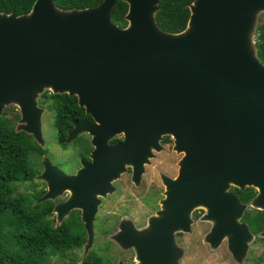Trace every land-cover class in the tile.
<instances>
[{"label": "water", "instance_id": "obj_1", "mask_svg": "<svg viewBox=\"0 0 264 264\" xmlns=\"http://www.w3.org/2000/svg\"><path fill=\"white\" fill-rule=\"evenodd\" d=\"M124 1L126 28L112 20L118 0L73 11L37 0L29 15L0 13V116L15 104L24 130L43 142L36 98L48 89L76 96L95 120L73 121L66 140L90 133L93 164L69 176L47 161L43 175L50 186L43 200L72 192L55 209L59 222L82 208L81 201L89 202L82 215L87 250L97 196L111 190L125 164L140 176L151 149L160 150L162 137L173 136L186 156L179 179H165L164 211L144 232L132 228L125 235L139 264H178L174 234L190 231L191 213L200 205L216 222L209 241L219 244L227 237L241 260L251 234L238 221L239 199L226 190L230 183L259 187L254 203L264 204V64L252 37L264 0H195L187 30L177 35L155 22L161 0ZM119 134L126 141L110 147Z\"/></svg>", "mask_w": 264, "mask_h": 264}, {"label": "trees", "instance_id": "obj_2", "mask_svg": "<svg viewBox=\"0 0 264 264\" xmlns=\"http://www.w3.org/2000/svg\"><path fill=\"white\" fill-rule=\"evenodd\" d=\"M37 0H0V13L29 15ZM195 0H161L155 15L157 26L166 33L181 34L187 30L191 18L190 6ZM64 11L85 10L99 6L103 0H54ZM129 5L118 0L112 13L113 22L121 28L128 26L126 15ZM257 58L264 64V25L259 29L256 42ZM56 112L55 128L64 144L69 119L82 121L89 117L78 104L76 96L53 94ZM33 142L26 135L14 131L11 121L0 117V260L1 264H46L52 254L67 256L86 242V232L77 219L55 224L44 212H36L25 201L13 197L17 181L27 176L26 157ZM65 145V144H64ZM250 201V200H247ZM52 209V206L49 208ZM49 210V211H50ZM256 229H264V211L250 220ZM80 264H112L97 254L88 255Z\"/></svg>", "mask_w": 264, "mask_h": 264}, {"label": "rangeland", "instance_id": "obj_3", "mask_svg": "<svg viewBox=\"0 0 264 264\" xmlns=\"http://www.w3.org/2000/svg\"><path fill=\"white\" fill-rule=\"evenodd\" d=\"M262 25H264V11L259 12L255 18L252 32L255 43L257 42L259 29ZM46 92H48V89L43 93ZM43 93L38 94L36 98V105L41 110L43 142L40 143L42 145L46 143L49 146L55 144L54 149L60 148L57 144V132L55 128L56 112L49 102L46 103L44 101L42 97ZM15 108L20 109L15 104L4 107L1 116H3V113L9 116L16 114ZM42 116L45 128L44 134L42 130ZM19 124L25 127L22 119ZM76 139L77 137L71 142H67L66 153L71 154L72 162L68 165V171L79 167L80 150H78L79 144ZM161 140L160 145L163 146ZM170 145L174 147V142L170 143ZM162 148L161 150L151 149V155L148 156L149 158L145 164V173L140 185L135 186L131 182V174L126 172L128 168L127 164H125L127 166L120 173V176L112 181V191L107 194L108 197L107 195L104 196L107 199H102L103 201L98 207L94 220V239L91 247L87 250L86 244L82 249L69 251L67 256L52 254L46 264H80L90 254H97L112 264H139L136 248L131 246L126 240V232L132 228L138 232H144L149 228L151 219L157 217L158 213L163 210L161 203L165 198L166 187L163 185L160 176L173 180L177 178L180 167L179 163L184 156V152H179L177 149H165L164 146ZM53 156L54 162L62 168L65 162H61L59 154L54 153ZM41 178V180L44 179L43 177ZM25 192L26 188L22 186L17 193L23 194ZM48 192H50V189ZM59 197L61 196L58 195ZM42 201L47 202L48 200L42 199ZM256 208L259 207L253 203L249 207L244 206L243 211ZM56 215L58 217V213ZM238 221L240 222V220ZM205 229V232L209 230V223L198 221L192 215L190 231L179 230L174 234L175 246L181 253L178 264H264V233L262 234V238L256 243L253 235H251L245 256L241 260H237L229 248L228 239H225L222 243L225 246V250L223 251L220 250V247L218 248L219 244L215 246L210 245L208 235L205 241L203 239L205 237L204 234L201 236L200 242L195 241V234ZM194 241L199 246L193 245ZM191 245L193 246L190 247ZM192 257L195 258L191 260Z\"/></svg>", "mask_w": 264, "mask_h": 264}, {"label": "flooded vegetation", "instance_id": "obj_4", "mask_svg": "<svg viewBox=\"0 0 264 264\" xmlns=\"http://www.w3.org/2000/svg\"><path fill=\"white\" fill-rule=\"evenodd\" d=\"M42 97L46 103L49 102L51 106L53 105L54 98H53L52 92L48 91L46 93H43ZM15 110L14 111L16 114H14L12 116H9L5 113H3V115L5 114V117L11 121V124L14 127L15 132H18L19 135L28 136L29 139L33 142V144H31L32 148L30 149V151L26 157V162H27V164H26L27 174L26 175L30 176V177L27 178L25 181L19 180V181L15 182L16 188L14 189L13 197H15V199H21V200L25 201V205L27 207L33 208L34 210L36 209V212H44L45 214H47V216H49L50 221L55 220L57 222V224H62L63 222H67L69 219L74 217L75 219H77V222L79 223V225H82L83 229L86 232L85 223L82 220V215H83L84 208H86V209L88 208L89 202L86 203L85 200L81 201L82 208L72 209L69 212L68 216L63 220V222L62 223L59 222L58 217L56 215L57 212H55V209L57 206L65 203L67 200H69V198H71V196H72V192L69 189H65L64 191H62L61 195H59L61 197H59V198L57 197L56 199H48L47 202L46 201L43 202L42 199L48 193L50 186H49L48 181L45 179L41 180L42 179L41 177H43L44 173L46 172L45 162H47V161H50L51 164H53V166L57 167L60 171L64 172L65 174H67L69 176L76 175L80 170H82L84 168L88 169L89 166L93 164V159H92L91 155H92L93 151L95 150V147L92 143V140H93L92 135L88 132H84L77 137L76 141L79 144L78 150H80L79 151V155H80L79 167L78 168L76 167L72 171H68V165L71 164L72 162H71V154L66 153V151H67L66 140L68 138L69 132L74 128V125L72 122L76 121V120L69 119L70 124H72V128L68 130L67 136L64 140L65 145L60 142L58 130L56 129L57 144L59 145L60 148L54 149L55 144H52L51 146H49L48 144L44 143L45 145H42L40 143V141L33 134L26 132L24 130L23 126L19 124L20 120L22 119L21 110L18 108H15ZM77 122H79V121H77ZM80 123L94 124L95 120L91 116H89L87 118H84L82 121H80ZM25 125L26 124H24V126ZM42 130H43V134H44L45 128L43 125V116H42ZM125 141H126V136L124 134H119V135H116L115 137H113L111 140H109L108 145L110 147H115V146L123 144ZM161 142L163 143V146L165 147V149H167V148L176 149V147H177V145L175 143V138L171 135L163 136ZM173 142H174V147L172 145H170V143H173ZM163 146L160 145L161 149H163L162 148ZM54 153L59 154V156L61 157V162H65V165H63L62 168L60 166H58V164L56 162H54V159H53ZM185 156H186V154L184 152V156H183L182 160L185 158ZM182 160L179 163L180 167H179V174H178L177 178H175L173 180V179L165 177V176L164 177L160 176V179L162 180L163 185L166 187L165 198L162 200V203H161L162 209H163L162 211H164V203L163 202L168 199V192H169V187H168V184L166 183L165 179H170L173 182L177 181L179 179L180 174H181V162H182ZM82 161H84L85 164H83ZM146 163L147 162H145L143 164V169H142L140 176H138V172L135 171V166L133 164H127L128 168H127L126 172L131 174V182L135 186H138L142 183V180L144 177L143 174L145 173V164ZM127 165H125L124 167H126ZM119 176H120V174H119ZM117 178H115V179H117ZM112 185H113V183L111 181V183H110L111 190L108 191L106 193V195L112 191ZM22 186H24L26 188V192L23 194L17 193L18 190L20 189V187H22ZM226 193H229V194L237 197L240 201V207L244 208V206L249 207L255 202L256 198L261 194V189L259 187H256V186L246 185L244 187H241V186H237V185L230 183L228 189L226 190ZM106 195H98L97 196V199L100 201L98 207L101 205V202L103 201L102 199H107L108 195H107V197L104 198V196H106ZM247 200H250V201H247ZM50 206H52L51 210L49 209ZM257 206L259 208L252 209V210L246 209L245 211H243L242 216L239 219L240 223L248 226L249 232L251 235H253L255 243L258 242V240L262 238V234L264 233V229H261V230L256 229L254 226H252L250 224L251 223L250 220H252L253 218H256L260 213H262L264 211V204H257ZM208 214H209V209L205 206H197L194 208V210L191 213V216L193 215L195 218L198 219V221H201L204 223H207V222L209 223V230L207 232H205V231L208 227L205 230H203L202 232H198L197 234H195V241L197 240V242H200V240H201L200 238L203 234L205 235V237L203 238L205 241V238L207 237V235L209 237L212 234V232L214 231L216 222L213 219H207L206 217ZM187 232H189V231H187ZM225 239H227V238H224L219 243L218 248L220 247L221 251L225 250V246L222 245V243ZM87 241H88V238H87V232H86V242L82 248L85 247V245L87 244ZM195 241L193 242V245H198V243ZM214 242L216 244L210 242V245L211 246L217 245V242L215 240H214ZM190 243H192V242H190ZM193 245H191L190 247H192ZM82 248H76V249H82ZM194 258L195 257H192L191 260H193Z\"/></svg>", "mask_w": 264, "mask_h": 264}, {"label": "bare ground", "instance_id": "obj_5", "mask_svg": "<svg viewBox=\"0 0 264 264\" xmlns=\"http://www.w3.org/2000/svg\"><path fill=\"white\" fill-rule=\"evenodd\" d=\"M200 206H203V205H200ZM227 238V237H226Z\"/></svg>", "mask_w": 264, "mask_h": 264}]
</instances>
